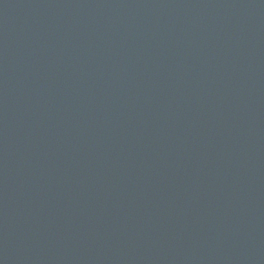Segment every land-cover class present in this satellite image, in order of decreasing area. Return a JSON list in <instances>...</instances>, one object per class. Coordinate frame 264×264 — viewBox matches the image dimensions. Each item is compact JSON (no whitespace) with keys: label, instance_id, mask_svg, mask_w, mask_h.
I'll return each mask as SVG.
<instances>
[{"label":"water","instance_id":"water-1","mask_svg":"<svg viewBox=\"0 0 264 264\" xmlns=\"http://www.w3.org/2000/svg\"><path fill=\"white\" fill-rule=\"evenodd\" d=\"M0 264H264V0H0Z\"/></svg>","mask_w":264,"mask_h":264}]
</instances>
